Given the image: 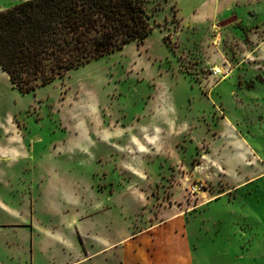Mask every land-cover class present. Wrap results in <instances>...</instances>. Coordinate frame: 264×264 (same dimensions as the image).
Listing matches in <instances>:
<instances>
[{"label": "rangeland", "instance_id": "374dc122", "mask_svg": "<svg viewBox=\"0 0 264 264\" xmlns=\"http://www.w3.org/2000/svg\"><path fill=\"white\" fill-rule=\"evenodd\" d=\"M204 1L143 0L148 38L30 93L0 67V175H24L9 195H27L37 223L1 262L71 263L108 235L131 264L136 237L190 212L198 264H264V33L251 32L264 0L222 30L193 21Z\"/></svg>", "mask_w": 264, "mask_h": 264}, {"label": "trees", "instance_id": "16d2710c", "mask_svg": "<svg viewBox=\"0 0 264 264\" xmlns=\"http://www.w3.org/2000/svg\"><path fill=\"white\" fill-rule=\"evenodd\" d=\"M152 32L143 0H25L0 10V67L30 93Z\"/></svg>", "mask_w": 264, "mask_h": 264}, {"label": "crops", "instance_id": "0c3cea01", "mask_svg": "<svg viewBox=\"0 0 264 264\" xmlns=\"http://www.w3.org/2000/svg\"><path fill=\"white\" fill-rule=\"evenodd\" d=\"M262 2L263 0H205L200 8L195 9L193 21L196 19V21L210 22L212 27L216 26L219 30L230 26H242L246 21V15H258L262 12ZM254 6L256 7L253 8ZM252 30L255 33H257L256 30L264 33V22L253 27L251 32ZM261 44H264V37H262ZM22 161H25V159L18 158L17 162L10 165L16 168V166L22 164ZM4 172L6 173L5 178H1L0 175V258L7 251L10 254L11 248L26 249L29 229L31 231L37 229V223H34L30 215L28 196L22 197V195H19L18 199L10 197V195L14 196L20 191L22 192L21 184L26 180L24 175L14 183L13 170L10 167H5ZM16 173L18 172L16 171ZM6 183L8 186H5ZM3 191L4 194L8 191V194L3 195ZM214 201L207 200L200 205L208 207ZM188 214L190 215V212H182L179 215L172 216L167 221L151 226L147 231L141 233L138 238L136 237L134 241L135 243L136 240L138 241V246H135L132 252L130 263L198 264L194 249L199 247L200 232H197L193 247ZM86 218V215H84L83 219L77 220L79 225H82ZM3 236L5 237L4 241ZM146 236H149V238ZM95 241L97 245L94 249L88 250L84 256H80L76 261L67 264L82 263V261L91 263L101 256H106L107 260L109 258L115 259L116 264H126L124 263V257L127 255L126 243L128 240H124L122 236L109 239L107 235L97 236ZM142 249L147 251V256L141 253ZM0 264L4 263L0 260Z\"/></svg>", "mask_w": 264, "mask_h": 264}, {"label": "bare ground", "instance_id": "6f19581e", "mask_svg": "<svg viewBox=\"0 0 264 264\" xmlns=\"http://www.w3.org/2000/svg\"><path fill=\"white\" fill-rule=\"evenodd\" d=\"M214 70H215L216 72H221L220 67H215ZM223 76H224V75H223ZM226 77H227V76H225L224 78H226Z\"/></svg>", "mask_w": 264, "mask_h": 264}]
</instances>
